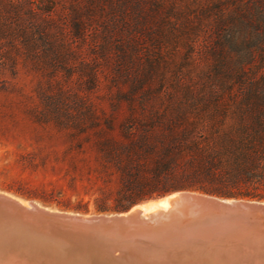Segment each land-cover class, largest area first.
Listing matches in <instances>:
<instances>
[{"label": "rangeland", "instance_id": "obj_1", "mask_svg": "<svg viewBox=\"0 0 264 264\" xmlns=\"http://www.w3.org/2000/svg\"><path fill=\"white\" fill-rule=\"evenodd\" d=\"M139 4L152 31L131 50L129 33L120 25L123 19L135 23ZM104 9L89 27L90 37L96 29L104 37L97 38L94 50L80 43L54 53L41 51L21 64L11 90L0 94L1 192L85 216L128 212L143 203L121 212L98 209L117 205L125 181L120 170L104 169L100 159L116 143L125 150L139 144L147 131L138 126L130 132L134 115L128 99L144 97L160 105L207 96L215 54L234 71L254 60L264 73V0H106ZM107 29H116V40L106 38ZM164 113L136 114L144 125L155 127L148 139L155 150L150 168L162 158L169 165L188 160L187 153L165 140L172 114Z\"/></svg>", "mask_w": 264, "mask_h": 264}, {"label": "trees", "instance_id": "obj_2", "mask_svg": "<svg viewBox=\"0 0 264 264\" xmlns=\"http://www.w3.org/2000/svg\"><path fill=\"white\" fill-rule=\"evenodd\" d=\"M105 1L0 0V94L11 90L21 64L41 51L54 53L52 50L70 49L80 43L94 50L97 38L103 34L96 29L90 37L89 27H94L98 10L104 14ZM143 10V5H137L135 23L130 25L123 19L120 25L122 32L129 33L126 44L131 50H137L141 36L152 31ZM107 30L106 38L116 40V29ZM107 51L102 48L106 58ZM215 56L207 96L160 105L144 97L128 99L134 115L130 132L138 126L147 131L139 144L125 150V146L116 143L100 159L104 169L120 170L125 181L117 193V205L113 209L99 206V210L121 212L178 191L264 200V73L252 59L234 71L221 54ZM133 80L142 82L141 77ZM155 110L164 111L166 116L172 114V131L165 140L188 154L186 163L169 165L162 158L150 168L155 150L148 139L155 127L144 125L136 114L146 117ZM189 112L194 114L193 119L186 118ZM148 171L153 176H147Z\"/></svg>", "mask_w": 264, "mask_h": 264}, {"label": "bare ground", "instance_id": "obj_3", "mask_svg": "<svg viewBox=\"0 0 264 264\" xmlns=\"http://www.w3.org/2000/svg\"><path fill=\"white\" fill-rule=\"evenodd\" d=\"M0 196L25 208L43 207L5 192ZM120 217L129 219L125 226L103 230L114 240L108 246L123 252L130 264H264V203L182 192L137 205ZM10 235L0 233L7 242ZM0 264L24 263L10 253Z\"/></svg>", "mask_w": 264, "mask_h": 264}, {"label": "water", "instance_id": "obj_4", "mask_svg": "<svg viewBox=\"0 0 264 264\" xmlns=\"http://www.w3.org/2000/svg\"><path fill=\"white\" fill-rule=\"evenodd\" d=\"M0 200L5 201H0V233L11 234L9 242L0 236V257L13 253L24 264H130L123 252L108 246L114 240L103 229L125 226L129 219L120 216L134 207L125 213L85 219L82 214L46 207L25 208L6 196ZM249 207L259 209L255 204Z\"/></svg>", "mask_w": 264, "mask_h": 264}]
</instances>
